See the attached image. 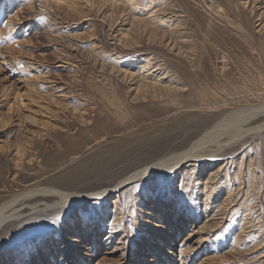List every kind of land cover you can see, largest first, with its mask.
I'll return each mask as SVG.
<instances>
[{
	"label": "rangeland",
	"instance_id": "1",
	"mask_svg": "<svg viewBox=\"0 0 264 264\" xmlns=\"http://www.w3.org/2000/svg\"><path fill=\"white\" fill-rule=\"evenodd\" d=\"M135 1L0 0V204L30 186L88 195L15 213L0 264H264V129L112 188L264 101V0Z\"/></svg>",
	"mask_w": 264,
	"mask_h": 264
},
{
	"label": "bare ground",
	"instance_id": "2",
	"mask_svg": "<svg viewBox=\"0 0 264 264\" xmlns=\"http://www.w3.org/2000/svg\"><path fill=\"white\" fill-rule=\"evenodd\" d=\"M206 2H208V0H206ZM130 3L135 4L136 1L130 0ZM147 64H150L149 59H146L145 61V66H147ZM152 67L153 65H150L149 68L146 69V70H149L147 74H150L151 76L153 72H156L158 69L156 68L155 70H153ZM155 76H158V75L154 74L152 78H154ZM149 87L152 88L154 87V85H151ZM166 91L167 93H176L178 92V89H176V87L168 86L166 88ZM263 117H264V101L249 104L248 106L246 105L244 107L241 106L240 108H237L236 110L227 112L223 114V116L220 119L214 121V123H212V125L209 126L207 129L204 128L205 130H203L196 138H194L193 141H191V143L189 141L190 144H188L185 148L171 152L170 154L165 155L161 158H158L141 167L139 166L138 168L126 174L124 177L116 180L112 188L113 190L116 191L121 186H123L125 183L130 182L132 180H136L141 175H149V174L163 175L169 172L173 173L175 170L184 168V164L187 163L188 161H192V162L193 161H203L204 162L207 157H209L211 154H214V153H216L217 155V152L220 151L223 147H226L228 144L230 145L231 143H234L235 141H238L241 138H244V136H247L250 133L256 132L257 130L264 129V123L251 126L257 120ZM205 122H206V119H205ZM109 132L110 131H106V134ZM220 139L221 140L225 139V140L220 141ZM23 144L24 143H21V145H17L15 163H14L15 171L19 170L21 167V163H22L23 155H24V153L22 152L24 150L28 151V147L25 148V145ZM210 145H214L215 148L206 149L207 146H210ZM63 151L64 149L59 150V153L61 154ZM103 153L105 154L107 162H113L112 164L118 161V159L121 157V155L117 157L112 156V154L114 153L111 154L110 151L103 152ZM2 159L3 157H0V160ZM7 169L8 168L6 167L5 163L4 164L0 163V183H4L6 181L3 175L7 171ZM113 190L110 188L108 189L106 188L104 190H101L98 193V195L104 196L106 193L114 192ZM87 196L88 195L71 192V191L68 192V191L61 190V189L54 188V187L30 186V187L23 188L22 190L16 193H13L6 201L0 204V228L3 225H5L7 222H9L10 220L14 219V214L15 213L17 214L20 210H22L25 207L29 209H33V210L39 209L40 206H43L44 207L43 209H50V208H53V206L63 207V206H68L72 204H79L80 202L85 200ZM48 199L54 200V201L51 203L47 201H43V200H48ZM19 204L21 206L17 207ZM162 209H166V208L163 206ZM168 252L169 251H167V255L169 254ZM165 261H168V259H166ZM24 264H29V262L27 261Z\"/></svg>",
	"mask_w": 264,
	"mask_h": 264
}]
</instances>
